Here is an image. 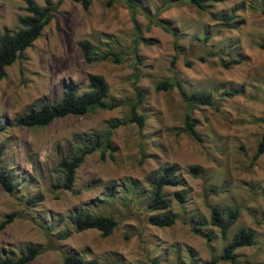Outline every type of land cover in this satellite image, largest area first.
<instances>
[{
	"label": "rangeland",
	"instance_id": "1",
	"mask_svg": "<svg viewBox=\"0 0 264 264\" xmlns=\"http://www.w3.org/2000/svg\"><path fill=\"white\" fill-rule=\"evenodd\" d=\"M88 1L84 9L76 0H51L57 6L51 19L0 80V124L5 125L0 163L15 184L13 195L0 188V221L16 213L0 231V256H18L36 245L41 252L28 264H60L69 252L98 264H202L218 257L236 230L245 228L253 232V244L235 250L237 264H264V153L253 158L264 117V0L207 3L205 11L186 2L163 9L169 0H136L133 20L125 0ZM33 2L44 5L43 0ZM23 8L21 0H0V34L17 28ZM231 14L234 19L228 23L211 18ZM155 19L176 30L179 51L173 49V37L153 24ZM231 23L239 25L227 27ZM82 41L99 52H117L120 62L86 63ZM232 58L239 63L221 66ZM134 68L144 92L137 108L142 128L129 123L111 129V148L84 157L70 191L54 189L56 163L74 149L75 136L103 131L108 122L127 118L135 101ZM89 74L104 79L107 98L117 107L58 118L42 128L13 125L15 116L34 103L56 101L64 87L77 94L86 91ZM161 80L177 82L186 93L211 94L215 106L187 108L175 87L154 90ZM224 91L233 96L221 97ZM185 114L194 120L200 142L180 131ZM172 165L181 184L164 187L162 195L174 222L155 227L146 220L159 213L146 208L147 177ZM192 166L198 168L196 176L188 171ZM111 182L114 194L109 197ZM177 190L183 203L172 195ZM34 195L42 200L26 205ZM210 207L238 210L224 237L210 225L198 234L190 230L189 221L195 216L207 220ZM78 208L112 217L117 226L107 236L96 230L76 233L66 216ZM64 230L69 237L56 239Z\"/></svg>",
	"mask_w": 264,
	"mask_h": 264
},
{
	"label": "trees",
	"instance_id": "2",
	"mask_svg": "<svg viewBox=\"0 0 264 264\" xmlns=\"http://www.w3.org/2000/svg\"><path fill=\"white\" fill-rule=\"evenodd\" d=\"M24 3L25 14L17 17V28L12 31L3 30L0 34V80L5 76V68L11 65L18 58H22L25 49L31 46L33 41L41 34L42 29L47 25L51 19L52 13L56 10V5L51 0H43V6L37 7L33 0H21ZM79 1L84 9L87 8L88 0H76ZM175 1L186 2L189 5L195 7L198 10L205 11L207 3H221L224 0H169L163 4V9H168ZM110 4L111 2H107ZM125 4L130 9V16L133 20L135 14V8H139V4L136 0H125ZM264 13V10H262ZM211 18L221 23H228L234 19L231 15H218ZM134 23V29L137 31V27ZM153 24L165 33L173 37V49L177 52L180 50L176 44V30L168 26L164 20L155 19ZM238 23H231L227 27L236 28ZM135 34V39L137 40ZM204 40L208 37L205 35ZM134 39V40H135ZM79 47L82 52V57L86 63H92L96 61H102L109 59L112 63H119L120 58L117 52H99L94 49L88 42L82 41L79 43ZM260 48L264 49V43L260 45ZM133 48L129 51H133ZM198 62H203L204 58L197 57ZM136 62V60H135ZM239 60L230 59L228 62H221L223 68H227L229 65L238 64ZM184 65L189 67L190 62H184ZM170 66H173V61L170 62ZM87 90L81 94H77L71 87H64L60 97L54 102H36L23 113L15 116L13 119V125L22 126L25 128H42L48 125L51 121L63 118L69 115L78 116L84 115L92 110H109L117 107V103L107 98V84L104 79L99 75H87ZM138 72L133 69L132 72V88L135 101L130 105V110L127 118L120 122H108L107 128L100 132H91L90 134L75 136L74 149L67 155L61 157L56 163V168L59 173V178L56 184H53L54 189H63L70 191L74 182L75 171L82 163L84 157L95 150L111 148L110 136L111 129L116 128L119 125L134 123L137 128H142L144 118L137 112L138 106L142 103L144 98V92L137 86ZM175 87L178 91L181 100L184 102L187 108L192 105L198 106H212L214 104L213 97L207 93H186L177 82H170L161 80L154 85L155 91H165L169 88ZM221 97L233 96L230 91H224L220 94ZM262 124V130L259 140L256 145L253 158L258 157L264 153V117L260 119ZM194 120L189 118L188 114H185L183 120V126L180 131L186 135L192 137L194 140L200 142V136L194 129ZM5 128V125L0 124V131ZM83 136V137H82ZM1 152V148H0ZM188 171L195 175L198 168L192 166L188 168ZM176 167L174 165L165 167L151 173L147 177V183L149 186V192L146 197V208L152 213L147 217V223L155 227H168L173 224L174 217L167 211L169 202L163 197L162 190L164 187H177L181 184L180 180L176 177ZM0 188L8 195L15 193V184L13 181V175L10 171L6 170L0 163ZM114 183L111 182L106 189V195L112 197L114 194ZM128 191V189H124ZM209 191L215 192L209 188ZM173 197L176 202L183 203L184 196L181 191H174ZM42 200L40 195H34L25 200V204H35ZM16 217V213H9L4 215L3 220L0 221V231ZM67 220L72 226L73 231L76 233L86 230H96L101 236L109 235L112 230L117 226V222L109 216L94 215L83 209H73L67 214ZM238 217V210H219L216 207L209 208L208 219H204L199 216H195L189 221L190 230L194 234L199 233V229L210 225L217 228L221 237L226 235L228 228L235 222ZM70 232L64 230L57 234L56 239L64 240L68 238ZM253 232L249 229L238 228L233 234L231 239L222 247L218 257H211L202 264H217L219 261L227 262L229 264H237L235 250L243 246H251L253 244ZM41 252L40 246L29 245L24 251L20 252L18 256L5 255L0 256V264H28ZM60 264H98L94 259L86 260L82 256L76 253L69 252L63 254ZM182 264V263H180Z\"/></svg>",
	"mask_w": 264,
	"mask_h": 264
}]
</instances>
